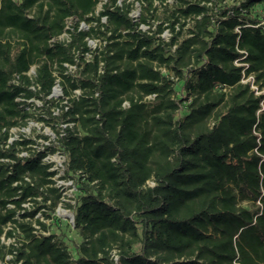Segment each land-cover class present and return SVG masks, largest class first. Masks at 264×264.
<instances>
[{
  "label": "trees",
  "instance_id": "16d2710c",
  "mask_svg": "<svg viewBox=\"0 0 264 264\" xmlns=\"http://www.w3.org/2000/svg\"><path fill=\"white\" fill-rule=\"evenodd\" d=\"M137 1L0 0V264H264V1L158 0L160 22ZM33 99L57 147L11 140ZM56 151L80 183L74 257L37 217L61 202Z\"/></svg>",
  "mask_w": 264,
  "mask_h": 264
},
{
  "label": "rangeland",
  "instance_id": "374dc122",
  "mask_svg": "<svg viewBox=\"0 0 264 264\" xmlns=\"http://www.w3.org/2000/svg\"><path fill=\"white\" fill-rule=\"evenodd\" d=\"M133 3L132 10L130 12V16L133 18H138L140 13V5L137 0H128ZM237 0H224L217 6L220 5H231ZM166 2L172 6L174 0H166ZM158 0L155 1V5L158 8V19L156 22H160L162 20V13H161V6L158 4ZM258 12L264 14V3H260L255 8ZM100 10V5L97 7V11ZM103 22H105V19H102ZM72 21L68 20L67 27L69 28L71 26ZM190 23L187 25L189 27ZM82 29H87L86 25L81 24ZM143 30H146V26L141 27ZM185 31V30H184ZM170 34L168 31H164L162 33V37L167 40L169 38ZM61 40H67L68 39V33L65 32L61 37ZM89 48L91 50H94L99 42L98 40H90L88 42ZM88 58V56H87ZM67 72L74 73L75 66H67ZM164 73L166 71L162 69ZM29 75L32 77L34 76V67L31 68ZM253 78H248L246 82L249 83L251 89L256 91V94H259L260 92L257 91V87L252 83ZM59 78L57 79V81ZM175 84V97L181 98L184 97V94L182 92V81H179L175 78H173ZM254 81V80H253ZM244 82V83H246ZM263 92V90L261 91ZM52 97L54 99H58L62 97V90L60 86L57 84L52 92ZM33 104H31L28 108H30V111H32L33 116L27 121L25 126L22 127H16L11 130V140H19V139H31L35 141V144L32 145V150L30 152H33L34 150H43L44 146H53L57 147L56 142V134L55 130L52 127V124H54V121L50 119V115L46 112L45 105H43L42 101L33 99L31 100ZM50 111H54L53 114H56V110L54 108H50ZM182 113V112H181ZM43 117L45 121H41L38 118ZM42 137H46L45 139ZM29 152L22 151L19 155L20 156H27ZM44 161L46 163L51 164V169L56 171V175L54 176L55 186L59 188V190L62 192V198L61 202L58 203L55 210L50 213V216L48 219H43L41 215L37 214V217H39L46 225L47 227V233L55 235V237L62 241L70 251L71 255L75 256V250L74 246L77 245L80 242V237L78 236L76 230L73 227L72 224V218H73V209L74 206L77 203V199L79 198L81 191H80V183L78 181L77 176H70V173H67L66 171V158L61 153V151H56L53 154H49L44 158ZM69 205V207L67 206ZM28 204H25L27 206ZM72 217V218H71ZM33 226L38 229L39 226L33 223ZM15 239H21V235L16 233ZM13 239H3V243L5 245H8L9 243H12ZM10 258L8 255L6 259Z\"/></svg>",
  "mask_w": 264,
  "mask_h": 264
},
{
  "label": "built area",
  "instance_id": "2783aa9c",
  "mask_svg": "<svg viewBox=\"0 0 264 264\" xmlns=\"http://www.w3.org/2000/svg\"><path fill=\"white\" fill-rule=\"evenodd\" d=\"M255 27H258L264 33V14L261 16L260 21L255 25ZM235 65H237V66H246L245 63H239L238 61L235 62ZM248 78H252V76H248L246 78H243L242 82L243 83L246 82V80ZM252 83H253V79H252ZM72 224H73V218H72Z\"/></svg>",
  "mask_w": 264,
  "mask_h": 264
}]
</instances>
